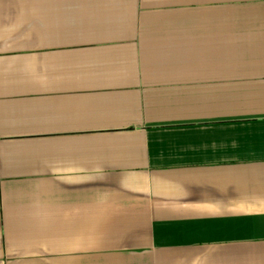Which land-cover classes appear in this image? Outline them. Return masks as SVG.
<instances>
[{
  "label": "crops",
  "instance_id": "0c3cea01",
  "mask_svg": "<svg viewBox=\"0 0 264 264\" xmlns=\"http://www.w3.org/2000/svg\"><path fill=\"white\" fill-rule=\"evenodd\" d=\"M0 264H264V0H0Z\"/></svg>",
  "mask_w": 264,
  "mask_h": 264
}]
</instances>
